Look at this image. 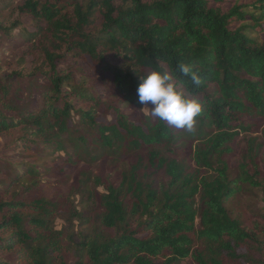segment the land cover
Masks as SVG:
<instances>
[{
	"label": "trees",
	"instance_id": "trees-1",
	"mask_svg": "<svg viewBox=\"0 0 264 264\" xmlns=\"http://www.w3.org/2000/svg\"><path fill=\"white\" fill-rule=\"evenodd\" d=\"M222 1L24 0L18 14L34 29L0 24V35L21 25L14 39L38 52L29 71L0 67V264H264V229L226 206L244 185L264 200L253 141L236 176L229 167L236 135L264 119V41L246 32L264 28V0L252 7L260 17ZM152 69L200 103L193 131L141 110L139 75ZM127 152V167L92 172Z\"/></svg>",
	"mask_w": 264,
	"mask_h": 264
},
{
	"label": "rangeland",
	"instance_id": "rangeland-1",
	"mask_svg": "<svg viewBox=\"0 0 264 264\" xmlns=\"http://www.w3.org/2000/svg\"><path fill=\"white\" fill-rule=\"evenodd\" d=\"M24 0H0V24L10 26L14 22H22L23 25L27 26V30L32 31L35 26L34 21H30L27 17H22L18 14L17 5ZM43 1V0H42ZM124 1V0H120ZM256 0H223L220 3H215V6H219L223 11H227L233 5H247L246 8L250 13H253L255 16L260 17V10L257 11L252 7L255 5ZM262 24H264V16L260 18ZM243 22L237 20H231L230 28L235 29L239 27ZM246 23H251V20L246 21ZM248 35L256 41V43H262L264 41V28L259 26L255 30L247 28ZM23 33V28L21 25L13 28L12 33L9 35H0V67L6 70L13 69H22L23 71H29L31 66L35 63L38 52L36 50L35 44L29 40H22L23 36L19 39H14L19 34ZM87 62L90 60L87 58ZM105 76H109L107 73ZM142 106L141 110L148 112V109ZM151 107V104L147 105ZM114 112L110 111L106 116H100L99 120L102 121H112L114 120ZM19 133H11L7 139H12L14 135L18 136ZM3 137V136H2ZM2 140L6 138H1ZM256 145L257 153L254 155V161L260 169L262 174V180L264 179V119L260 120L259 127L256 128L255 132L249 131H240L236 135L234 141L231 144L232 153L229 155V167L230 175L232 177L236 176L238 173L239 162L243 155L247 153V148L249 142H252ZM184 153L190 152V145H193L195 141L186 142ZM193 147V146H192ZM182 153V155H184ZM134 160V154L132 152L124 153V155L113 158L107 156L103 158L101 162L96 163L92 168L93 173L97 174H106L109 171L114 169L115 172L119 171L122 168L127 167ZM57 166V164H53ZM51 164L47 162L42 163L41 167L49 168ZM80 168H83L81 166ZM76 168L72 171V178H76L79 173V169ZM70 179V180H71ZM70 182L62 185V192L66 193L69 190ZM261 187H251L244 185L242 191L239 192L233 199L229 200L226 206L229 208V211L234 215L238 216L243 224L252 229L254 227H260L264 229V221L261 218L263 212L264 200L263 192ZM77 199V198H76ZM64 224L61 218L55 220V226L60 228ZM258 234V233H257ZM258 239L261 242L264 240V233L258 234ZM246 250H250L247 246ZM183 264H192L191 261H185ZM227 264H254L249 261H234L229 260Z\"/></svg>",
	"mask_w": 264,
	"mask_h": 264
},
{
	"label": "clouds",
	"instance_id": "clouds-1",
	"mask_svg": "<svg viewBox=\"0 0 264 264\" xmlns=\"http://www.w3.org/2000/svg\"><path fill=\"white\" fill-rule=\"evenodd\" d=\"M176 70L192 84L201 83L198 70H194L190 64L178 62ZM139 79L141 82L136 89L138 102L145 105L150 116L177 129H185L189 132L194 130L195 118L201 112V105L185 94L179 77L152 69L139 75ZM149 102L150 108L147 107Z\"/></svg>",
	"mask_w": 264,
	"mask_h": 264
}]
</instances>
